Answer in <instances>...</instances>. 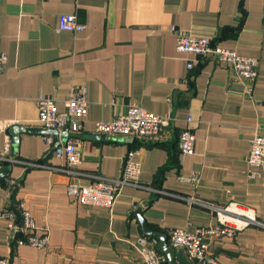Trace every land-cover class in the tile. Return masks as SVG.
Segmentation results:
<instances>
[{
    "label": "crops",
    "instance_id": "crops-1",
    "mask_svg": "<svg viewBox=\"0 0 264 264\" xmlns=\"http://www.w3.org/2000/svg\"><path fill=\"white\" fill-rule=\"evenodd\" d=\"M62 14H75L85 29L58 30ZM181 32L256 58V77L177 52ZM0 54V210L16 209L21 223L22 204L33 233L48 237L43 248L17 244L2 224L0 257L10 264H144L131 244L148 237L132 214L138 207L148 227L167 236L215 224L216 209L236 201L257 222L211 241L209 253L220 264H264V168L247 162L254 136L264 135V0H0ZM74 88L88 100L75 172L46 141L56 133L38 121L36 106L43 94L64 110ZM133 102L174 119L160 138L94 133L96 122ZM189 115L194 151L181 157L178 135ZM129 152L139 184L124 186L111 208L69 201V182L115 178Z\"/></svg>",
    "mask_w": 264,
    "mask_h": 264
},
{
    "label": "built area",
    "instance_id": "built-area-1",
    "mask_svg": "<svg viewBox=\"0 0 264 264\" xmlns=\"http://www.w3.org/2000/svg\"><path fill=\"white\" fill-rule=\"evenodd\" d=\"M58 30L82 31L85 25L80 23L75 14H62L58 17ZM176 51L191 54L196 57L214 61L216 64L228 65L232 71L245 80L252 81L257 75L258 60L251 56L238 54L235 50L213 45L210 38L195 36L188 33H178ZM6 60L5 54H0V62ZM194 61L187 63L192 69ZM64 110H58L55 102L48 96L40 94L36 98L38 121L41 125L56 133V139L46 136V141L53 144L55 154L63 158L67 167L75 172L80 168L81 153L77 149L80 143V133L83 131L82 121L87 114L88 100L83 88H74L66 100ZM174 119L163 117L148 111L137 102L128 106L125 113L115 116L108 121H98L94 133L104 137H131L138 141H151L160 138ZM195 136L192 126V116L186 118V125L178 135L180 156L184 157L194 151ZM129 152L124 161L119 176L115 178H100L88 185L69 182L66 192L69 201L74 204L89 207L111 208L126 185L139 184L140 166L132 159ZM247 162L253 167L264 168V135L254 136ZM184 179V178H182ZM195 181L196 178H189ZM21 223L16 222V213L4 207L0 210V225L4 224L10 232V237L17 244H28L36 248L47 245V235L39 236L33 233L34 223L22 204L17 206ZM217 222L213 225L199 226L192 231L173 228L167 232L168 244L174 249H181L184 256L194 264H220L209 253L210 242L219 238L232 239L236 234L249 225L256 223L252 208L236 201H230L225 206L216 209ZM20 234V237H15ZM140 252L144 264H165V258L156 246L157 238L140 237L131 243ZM0 264H10L8 257H0Z\"/></svg>",
    "mask_w": 264,
    "mask_h": 264
},
{
    "label": "water",
    "instance_id": "water-1",
    "mask_svg": "<svg viewBox=\"0 0 264 264\" xmlns=\"http://www.w3.org/2000/svg\"><path fill=\"white\" fill-rule=\"evenodd\" d=\"M28 132L36 131V130H27ZM54 132V131H52ZM126 141H132L133 138L126 137L124 138ZM142 207H138L132 214L138 217V220L141 225V230L143 235L148 236L150 238L155 237L158 239V244L156 246L157 251L164 256L167 264H192L183 254L181 249H174L168 244L167 236L163 232L151 230L148 227V224L142 217Z\"/></svg>",
    "mask_w": 264,
    "mask_h": 264
},
{
    "label": "trees",
    "instance_id": "trees-1",
    "mask_svg": "<svg viewBox=\"0 0 264 264\" xmlns=\"http://www.w3.org/2000/svg\"><path fill=\"white\" fill-rule=\"evenodd\" d=\"M9 209H13V210H16V209H14V208H9ZM18 215L20 216V214L18 213ZM20 220H21V218H20ZM21 235L20 234H15V237H20ZM13 241H15V240H13ZM166 264V263H165Z\"/></svg>",
    "mask_w": 264,
    "mask_h": 264
}]
</instances>
